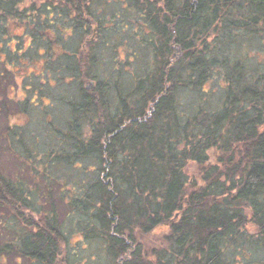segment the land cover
Masks as SVG:
<instances>
[{
  "label": "trees",
  "instance_id": "obj_1",
  "mask_svg": "<svg viewBox=\"0 0 264 264\" xmlns=\"http://www.w3.org/2000/svg\"><path fill=\"white\" fill-rule=\"evenodd\" d=\"M25 3L0 0V46L21 25L25 35H13L16 47L30 30L31 48L44 47L38 56L45 64L65 57L80 76L84 66L98 64L99 49L116 52L109 60L114 68L139 62L130 51L118 57L131 38L141 54H152L150 70L137 68L141 77L128 94L118 79L108 87L92 74L95 88L81 87L78 99L66 104L72 115L65 132L54 114H44L52 135H62L70 149L44 159L20 151L30 170L43 174L48 195L49 185L57 184L71 213L87 218L76 223L82 239L101 241L109 264L264 263L248 255L264 250V0H36L21 7ZM52 17L70 21L75 36L71 30L69 38L77 41L72 51L62 39L53 41ZM116 39L125 41L117 45ZM217 75L223 88L211 103L202 89ZM25 87L33 91L24 101L10 99L17 112L45 111L40 103L51 99L42 86ZM109 90L113 106H106ZM184 94L189 114H180ZM8 132L13 145L20 133ZM88 158L95 178L83 187L49 175ZM189 164L197 177L187 174ZM40 193L38 184L0 172V260L71 264L63 257L67 240L56 209L39 206ZM157 229L167 232L165 243L148 253L141 238Z\"/></svg>",
  "mask_w": 264,
  "mask_h": 264
},
{
  "label": "rangeland",
  "instance_id": "obj_2",
  "mask_svg": "<svg viewBox=\"0 0 264 264\" xmlns=\"http://www.w3.org/2000/svg\"><path fill=\"white\" fill-rule=\"evenodd\" d=\"M36 0H26L25 5H30L32 2ZM118 9L117 6L114 7L113 10ZM50 28V29H49ZM47 29L54 32L53 41H58V39H62L65 43V49L70 51L73 50L74 46L77 45V41L74 37L69 38L71 35L75 36V32L69 20H57L56 17H52L50 22L48 23ZM24 28L21 25L16 24V27L13 30H9L12 34L11 36L5 37L3 40V44L0 46V172L7 176L8 178H18L19 181L24 182L26 186L33 187L34 184H38L40 186V196H38L39 206H42L48 210L49 204H53L56 209L57 217L59 218V224L64 231V235L66 237L67 243L63 247V257L71 264H109V260L105 253V249H103V244L101 241H87L82 239V235L78 229H76V223L80 224V222H86L87 218L81 215L80 213H71L70 207H67L64 204L65 194L61 193L59 189L60 186L57 184L49 185V189L51 188L49 195L48 191L44 184L43 174L39 172H32L27 166V152L33 151L34 153H39L40 159H44V155L47 156L51 153V151H61L62 149L68 150V144L66 141L62 140V135L53 136L52 130H50V126L44 124L45 121L42 120L44 114L48 116L54 114V121L56 123L57 129L60 132L66 131L67 121L70 120V115H72V108L68 107L66 104L68 101H74L78 99V89L81 87H89L90 89H94L97 79L93 78V75L96 74L99 76V79L108 84L110 87L111 84H114V80L118 79L119 81V89L124 93H129V87L133 84L136 78H140L142 71H138L137 68L140 65H145L147 67L146 70H150V65L152 63V54L151 51L143 50L141 54L139 49H136L134 38H131L133 43L125 45H120L119 48H122V52L119 53L118 57H123V53H127V51L135 53L136 56L141 57L139 62L132 60V64L128 66H118L114 68L111 66L109 60L113 58L112 56L117 57L116 52L109 51L108 49H99L96 55V61L98 64L95 68L90 65L88 58V52H86L85 62L89 64L91 67L90 70L85 68L82 69V76H80L79 71H73V67H77L75 63L69 64V59L65 57H51L50 63L45 64L43 58H40L38 55H43L44 47L37 48L36 46L31 48V45H35L32 43V33L30 30L29 34H27L26 38H23L20 43L17 45L14 42H18L15 36H23L25 35ZM45 32V31H44ZM42 32L38 33L34 32V36H45L47 34ZM15 35V36H13ZM52 39V34L50 37ZM110 41L112 38H108ZM107 39V40H108ZM31 40V41H30ZM121 40H115V44L119 45L124 42ZM56 51V50H55ZM58 52V51H57ZM68 52V51H66ZM84 52V53H85ZM130 54V55H131ZM132 59L133 57L128 56L127 59ZM75 59V58H73ZM71 59V60H73ZM77 58L75 61L77 62ZM18 61L23 62L22 65L16 64ZM131 63V62H130ZM101 64V66H100ZM69 65L70 69L67 68ZM92 69V70H91ZM88 71L89 75L87 76L86 72ZM12 72L14 76L10 74ZM146 73V71H145ZM93 74V75H92ZM47 77L49 79H47ZM49 80L50 82H46ZM43 84V85H42ZM22 85V86H21ZM42 86L43 93L47 95L51 99V102L48 99L44 98L40 103L45 111H40L38 108H28L21 115V112L18 108V104L16 102L24 101L25 96L27 94H32L33 89L25 86ZM223 88V81L221 78L214 76L206 85L203 87V91L206 92V100H209L211 103H215L218 97L221 94ZM109 88H107L108 90ZM25 93V94H24ZM110 99L107 105L113 106L115 103L114 97L112 95V90H109ZM14 101H11V100ZM39 102V101H37ZM181 112L180 114H189L188 109V98L183 95L181 97ZM51 104V108L46 105ZM186 110V111H185ZM53 118V117H52ZM9 120V121H8ZM88 122V121H87ZM81 124L80 126L86 132L89 124ZM16 126L20 128L16 129ZM87 125V127H86ZM10 126V127H9ZM8 127L10 130L14 129L18 134V139L16 142L9 144L8 140L5 138L9 134ZM23 136V140L20 137ZM25 155L23 156L22 153ZM29 155V154H28ZM76 163L70 167H61L57 166L49 175H54L55 179L59 182L71 181L77 188L83 187L89 183V181L95 178V173L89 171L91 168H95L94 162H92V158H88V160H77ZM187 174L189 173L190 177H197L198 169L194 168V165L189 164L188 169L186 170ZM48 175V173H46ZM66 183V188L69 192L73 191V187ZM42 195V197H41ZM47 195V196H46ZM165 229H157V231L146 234L143 238H141V243L144 246L145 250L148 253L151 251L162 247L165 243L166 238ZM248 255H252L254 257V262L256 258L261 259L260 261H264V250H261L257 254L255 252H248ZM250 258V257H248ZM252 259V258H251ZM251 261L246 264H251ZM253 263V262H252ZM0 264H26L22 261L14 259L11 256H7L3 260H0Z\"/></svg>",
  "mask_w": 264,
  "mask_h": 264
},
{
  "label": "water",
  "instance_id": "obj_3",
  "mask_svg": "<svg viewBox=\"0 0 264 264\" xmlns=\"http://www.w3.org/2000/svg\"><path fill=\"white\" fill-rule=\"evenodd\" d=\"M251 264H264V263H260V262H258V263H251Z\"/></svg>",
  "mask_w": 264,
  "mask_h": 264
}]
</instances>
